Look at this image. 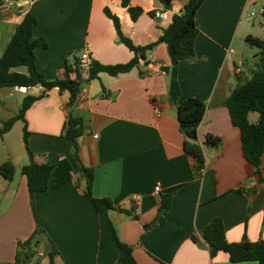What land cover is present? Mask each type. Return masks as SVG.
Here are the masks:
<instances>
[{
	"label": "crops",
	"instance_id": "obj_1",
	"mask_svg": "<svg viewBox=\"0 0 264 264\" xmlns=\"http://www.w3.org/2000/svg\"><path fill=\"white\" fill-rule=\"evenodd\" d=\"M121 1L32 0L18 6L0 0V57L29 12L37 19L33 35L48 45L34 51L36 67L47 80L62 77L69 53L77 52V58L88 55L102 65L127 63L134 54L116 43L113 23L103 9L119 18L122 33L140 47L159 39L172 14L158 20L148 13L167 11L159 0H128L143 9L132 21ZM183 3L174 0L172 7L181 8ZM195 25L199 31L195 59L180 62L177 80L179 101L194 97L206 104L198 140L203 143L208 134L221 140L217 149L204 146L205 172L196 173L195 161L183 149L176 107L168 96L169 74L162 70L170 67L164 44L148 51L139 67L128 73L99 74L81 89L72 108L67 92L48 91L25 114L28 147L35 162L53 164L65 157L74 173L60 188L35 193L33 213L26 178L18 176L28 156L24 123L16 122L26 158L19 165L10 158L2 161L10 159L15 175L10 181L0 176V264H16L17 244L33 235L36 221L43 232L35 238L38 245L31 250V264L49 263V242L58 252L55 264H117L119 249L110 238L107 219L120 241L132 248L137 264H257L232 263L224 252L211 257L201 233L220 219L228 243L264 241V185H258L243 155L239 129L224 107L229 88L256 66H264L261 52L238 58L233 49L241 26L239 36L245 42L247 37L264 41V0H205L195 14ZM41 92L40 87L23 93L0 89V126L18 112L24 96ZM69 113L83 121L79 159L93 169V197L113 202L115 209L107 215L95 211L83 183L77 186L79 164L61 137ZM261 170L264 174V156ZM162 195H171L169 210L161 224L144 230L156 220Z\"/></svg>",
	"mask_w": 264,
	"mask_h": 264
},
{
	"label": "trees",
	"instance_id": "obj_2",
	"mask_svg": "<svg viewBox=\"0 0 264 264\" xmlns=\"http://www.w3.org/2000/svg\"><path fill=\"white\" fill-rule=\"evenodd\" d=\"M173 1L159 0L164 10L167 11L173 10ZM204 1L186 0L180 8L181 13L172 14L170 25L163 31L159 39L144 47L134 45L122 33L119 18L105 7L103 13L113 23L116 43L124 45L133 52V58L127 63L116 65H102L98 61L91 60L86 73L83 74L78 67L79 58L73 56V60L70 61L67 57L72 53H69L64 60L62 77L54 80H47L36 67L35 49L39 47L48 48V45L43 38H36L33 35V27L37 23L36 17L29 12L25 13L0 57V89L40 87L42 92L36 96H24L18 112L9 119L2 121L0 139L12 129L16 122L22 121L24 123L23 143L28 156V163L21 167L20 173L26 178L33 213H35L34 194L45 193L50 188H60L71 181L74 172L70 161L65 157H59L53 164H39L34 161L33 153L27 142L28 132L25 124L27 110L34 102L43 98L46 92L53 89H57L59 93L67 92L69 96L68 108H72L79 99L81 89L91 81L98 79L99 74L104 73L115 77L128 73L138 68L139 62L145 60L146 53L159 44L166 46L170 59V67L162 70L169 74L168 96L169 101L176 107L179 130L184 137L183 149L195 161L196 173L202 174L201 170L204 168L205 161L204 146L217 149L221 140L211 134L206 135L203 143L198 140L197 130L205 115L206 104L194 97L179 101L180 86L177 75L180 62L195 59V40L199 34L195 25V14ZM121 5L127 9L132 21H136L143 13V9L131 6L128 0H122ZM148 15L154 18L155 12H149ZM246 42L258 48L264 55V41L247 37ZM224 107L228 111L231 124L239 129L243 155L253 168V174L257 177L258 185H264V174L261 170V159L264 156V66H256L248 77L240 81L234 88H229L224 100ZM250 114L257 115L255 121L250 120ZM82 134V119L69 113L61 137L71 145V154L79 164L77 186L78 183H83V193L95 211L107 215L109 211L115 209L113 202L107 198L93 197V169L84 166L79 159L78 139ZM14 175L15 166L10 160L0 164V176L3 179L10 181ZM159 201L156 220L144 226V230L162 223L171 204V195H162ZM133 218L137 219V216L134 215ZM36 223L37 227L33 235L26 241L17 244L16 264H31V256H33L31 250L38 245L35 238L43 232L37 221ZM107 223L110 238L119 249L117 264H137L132 248L120 241L116 229L109 219H107ZM201 237L208 247L211 257H214L218 252H224L229 256V261L232 263L253 261L257 264H264V241L228 243L220 219L210 222L202 231ZM192 240L195 241L194 238ZM57 254L54 244L49 242L48 264H55L53 259ZM157 264L163 263L158 262Z\"/></svg>",
	"mask_w": 264,
	"mask_h": 264
},
{
	"label": "rangeland",
	"instance_id": "obj_3",
	"mask_svg": "<svg viewBox=\"0 0 264 264\" xmlns=\"http://www.w3.org/2000/svg\"><path fill=\"white\" fill-rule=\"evenodd\" d=\"M185 2L186 0H182ZM258 19V14L256 17ZM243 32V26L240 27L238 35L236 39L234 40V46L233 49L236 51V56L240 58V56L244 55L245 57H251L253 58L252 54L259 53L260 50L254 46L249 45L247 42L242 40V33ZM240 35V36H239ZM78 54L77 52L72 53L70 56H68V60H73V56ZM257 115L252 114L251 119H256ZM10 146V147H9ZM5 158L12 159L15 164L19 165L21 163L22 158H26L23 150L22 145V137H21V126L16 123L12 127V131L8 136L4 138V141H0V162H2ZM8 159V160H10ZM20 175V172L18 171V176Z\"/></svg>",
	"mask_w": 264,
	"mask_h": 264
},
{
	"label": "built area",
	"instance_id": "obj_4",
	"mask_svg": "<svg viewBox=\"0 0 264 264\" xmlns=\"http://www.w3.org/2000/svg\"><path fill=\"white\" fill-rule=\"evenodd\" d=\"M2 1H3L4 4H7V5L15 4V5H18V6H25V5L30 4L32 2V0H2ZM169 13L173 14L174 12L173 11H161V12L156 11L155 15H154V18L158 19V20H166L168 18V14ZM90 62H91V60L88 57V55H85V56L79 58L78 67H79L80 71L83 74L86 73ZM14 89H15L16 92L23 93V92H25V90L27 88L15 87ZM95 138H96V136H95ZM201 172L204 173L205 172V168H203L201 170ZM157 192L158 191H156V193Z\"/></svg>",
	"mask_w": 264,
	"mask_h": 264
},
{
	"label": "water",
	"instance_id": "obj_5",
	"mask_svg": "<svg viewBox=\"0 0 264 264\" xmlns=\"http://www.w3.org/2000/svg\"><path fill=\"white\" fill-rule=\"evenodd\" d=\"M174 13H181V10H180V8L179 7H175V8H173V10H172ZM81 177V176H80Z\"/></svg>",
	"mask_w": 264,
	"mask_h": 264
},
{
	"label": "bare ground",
	"instance_id": "obj_6",
	"mask_svg": "<svg viewBox=\"0 0 264 264\" xmlns=\"http://www.w3.org/2000/svg\"><path fill=\"white\" fill-rule=\"evenodd\" d=\"M245 188V187H244ZM249 190V189H248Z\"/></svg>",
	"mask_w": 264,
	"mask_h": 264
}]
</instances>
